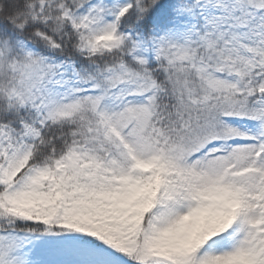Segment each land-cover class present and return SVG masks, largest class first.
Listing matches in <instances>:
<instances>
[{
	"label": "snow or ice",
	"instance_id": "6c2138e0",
	"mask_svg": "<svg viewBox=\"0 0 264 264\" xmlns=\"http://www.w3.org/2000/svg\"><path fill=\"white\" fill-rule=\"evenodd\" d=\"M0 264H264V0H0Z\"/></svg>",
	"mask_w": 264,
	"mask_h": 264
}]
</instances>
